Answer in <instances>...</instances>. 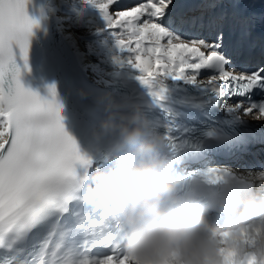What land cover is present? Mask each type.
Wrapping results in <instances>:
<instances>
[{
    "label": "snow or ice",
    "instance_id": "1",
    "mask_svg": "<svg viewBox=\"0 0 264 264\" xmlns=\"http://www.w3.org/2000/svg\"><path fill=\"white\" fill-rule=\"evenodd\" d=\"M29 2L0 0V264H134L115 206L90 202L93 177L100 171L93 170V162L65 131L55 86L45 99L22 83L18 61L28 70L34 27L26 11ZM116 2L86 0L107 22L118 52L116 63L138 72L141 85L151 89L154 82L171 80L210 92L217 100L241 98L225 104V120L189 130L193 139L231 147L247 143L248 136L257 138L237 126L246 123L245 116L264 119V99H253L264 93V64L237 69L227 53L223 28L215 21L205 25L202 16L185 20L172 15L173 0H141L113 14L109 9ZM198 21L195 35L179 30ZM202 70L211 73L207 84L198 82ZM164 92L161 87L154 93L156 99L163 100ZM163 137L174 150L175 137ZM258 139L264 143V135ZM76 165L83 171L77 173ZM262 172L246 170L245 187L255 190L249 174ZM228 174L227 168L208 173L212 182ZM95 249L105 251L93 254ZM251 259L255 257L246 256L242 264Z\"/></svg>",
    "mask_w": 264,
    "mask_h": 264
},
{
    "label": "clouds",
    "instance_id": "2",
    "mask_svg": "<svg viewBox=\"0 0 264 264\" xmlns=\"http://www.w3.org/2000/svg\"><path fill=\"white\" fill-rule=\"evenodd\" d=\"M106 101L102 132L117 135L131 159L93 177L90 202L115 206L134 264H242L246 256L255 257L249 264L264 260V172L249 174L255 190L244 187L225 198L224 224L214 227L191 199L179 202L177 189L184 181L170 179L176 161L164 155V137L151 132L139 109L123 114L111 97Z\"/></svg>",
    "mask_w": 264,
    "mask_h": 264
},
{
    "label": "bare ground",
    "instance_id": "3",
    "mask_svg": "<svg viewBox=\"0 0 264 264\" xmlns=\"http://www.w3.org/2000/svg\"><path fill=\"white\" fill-rule=\"evenodd\" d=\"M227 1L229 2V5H231L232 3H236L239 0H227ZM254 1L255 0H243V6L250 5ZM46 2H47V11L49 15L48 17L49 23L55 30L57 37L59 38L60 43L71 65L73 66V68H75L73 69L74 71L76 72L77 70H82L83 72L89 71L87 73V76L90 78L92 82H95L97 84H101L102 82H104L103 80H109V78L114 79L123 73L130 74L131 72L134 71L131 67L128 66H125L123 69H118L115 67L105 68L99 66L94 71L91 65L92 61L88 59L86 53L83 51V46L81 44V41L78 38H76L73 32L65 29L63 16L61 15L60 7L57 4V0H46ZM118 4L119 2H116L115 4L110 6L109 10L111 13L115 14ZM253 26H255L254 16L249 15L247 17L246 22L242 25L241 31L243 33H248L250 32ZM81 33H83V31H81ZM258 37H259V33L255 32L254 43L257 47H259L256 41Z\"/></svg>",
    "mask_w": 264,
    "mask_h": 264
},
{
    "label": "rangeland",
    "instance_id": "4",
    "mask_svg": "<svg viewBox=\"0 0 264 264\" xmlns=\"http://www.w3.org/2000/svg\"><path fill=\"white\" fill-rule=\"evenodd\" d=\"M84 20H81L80 21V27H79V29L78 30H76L77 32H81V30H84L85 31V33H87V34H89L90 32H91V30L93 29V27H87V28H83V27H85V24H84ZM92 35H95L93 32L91 33Z\"/></svg>",
    "mask_w": 264,
    "mask_h": 264
}]
</instances>
